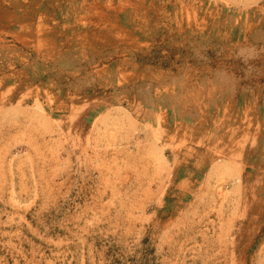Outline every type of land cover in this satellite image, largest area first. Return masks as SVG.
<instances>
[{
  "label": "rangeland",
  "instance_id": "obj_1",
  "mask_svg": "<svg viewBox=\"0 0 264 264\" xmlns=\"http://www.w3.org/2000/svg\"><path fill=\"white\" fill-rule=\"evenodd\" d=\"M0 264H264V0H0Z\"/></svg>",
  "mask_w": 264,
  "mask_h": 264
}]
</instances>
